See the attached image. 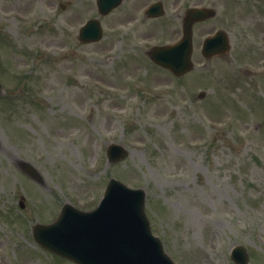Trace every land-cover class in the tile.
<instances>
[{
  "label": "rangeland",
  "instance_id": "1",
  "mask_svg": "<svg viewBox=\"0 0 264 264\" xmlns=\"http://www.w3.org/2000/svg\"><path fill=\"white\" fill-rule=\"evenodd\" d=\"M77 1L63 10L65 0H0V82L16 91L0 97V264H70L39 249L30 227L65 202L95 207L111 177L146 192L152 230L176 264H231L234 245L264 264V78L242 67L264 62V0H215L195 45L227 22L241 38L225 61L194 53L203 70L181 78L145 56L146 42L175 38L179 25L141 18L152 0H126L98 45L77 41L76 25L97 17L94 0ZM108 140L128 150L116 165L105 161Z\"/></svg>",
  "mask_w": 264,
  "mask_h": 264
},
{
  "label": "water",
  "instance_id": "2",
  "mask_svg": "<svg viewBox=\"0 0 264 264\" xmlns=\"http://www.w3.org/2000/svg\"><path fill=\"white\" fill-rule=\"evenodd\" d=\"M110 195L113 196L112 201H109ZM142 205L141 191H128L120 186L113 193L107 191L106 201L102 203L97 212V222L101 223L105 235H109L114 227L120 231L125 229L123 236L116 238L115 248L111 252H108L113 249L111 243H102L92 252L84 236L79 234L80 231L61 221L62 217L69 216V212L66 211L68 209L63 210L56 222L59 228L53 227L57 231L53 234L56 243L54 241L49 242L47 236L50 232H47L44 238L40 236L41 232L48 231L50 228L38 227L34 231V236L44 248L78 264H125L132 255L131 250L138 252V257L141 258H136L131 262L132 264H159L162 262V257L157 262H152L154 258L150 256L144 257L145 254L155 255V252H146L149 238L145 234L147 230L140 227L144 220ZM60 232L62 233L58 235ZM59 237L63 238V242L58 241ZM125 248H129L128 257L123 254Z\"/></svg>",
  "mask_w": 264,
  "mask_h": 264
}]
</instances>
